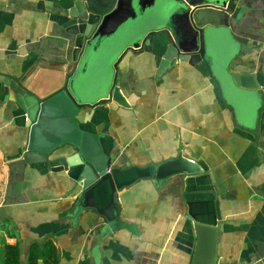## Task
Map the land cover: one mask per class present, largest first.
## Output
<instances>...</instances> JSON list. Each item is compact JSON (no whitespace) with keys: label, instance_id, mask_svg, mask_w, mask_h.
<instances>
[{"label":"crops","instance_id":"crops-1","mask_svg":"<svg viewBox=\"0 0 264 264\" xmlns=\"http://www.w3.org/2000/svg\"><path fill=\"white\" fill-rule=\"evenodd\" d=\"M72 4L0 0V264H190L188 202L194 212L215 210L217 264H264V111L256 141L202 63L158 71L165 33L118 62L128 107L102 103L79 109L76 120L112 139L116 166L157 165L181 153L202 164L201 174L135 181L117 193L118 216L105 224L77 209L80 187L65 172L23 160L29 121L9 76L40 97L64 83L75 66ZM229 23L228 69L264 76V0H236Z\"/></svg>","mask_w":264,"mask_h":264},{"label":"water","instance_id":"water-1","mask_svg":"<svg viewBox=\"0 0 264 264\" xmlns=\"http://www.w3.org/2000/svg\"><path fill=\"white\" fill-rule=\"evenodd\" d=\"M235 2L73 0L68 10L71 19L68 31L74 38L75 66L64 83L48 96L40 97L9 76V87L29 121L23 160L46 163L55 173L65 172L80 187L77 209L91 211L105 224L118 216L117 193L135 181L151 178L160 182L174 175L201 174L205 169L202 164L181 153L157 165L116 166L112 164V139L83 129L76 120L79 109L108 102L129 106L116 82L118 62L129 50L151 49L152 37L159 33H165L166 47L158 71L176 62L202 63L223 103L236 108L224 99L222 86L224 91L230 89L234 100L239 101L237 120L243 126H253L248 130L257 141L264 111V76L228 69L229 18ZM139 17L153 25L142 34L143 28L136 24ZM86 87H99L100 91L92 96L95 91ZM187 205L195 231L190 264H217L218 227L214 208L194 212L191 203Z\"/></svg>","mask_w":264,"mask_h":264},{"label":"rangeland","instance_id":"rangeland-1","mask_svg":"<svg viewBox=\"0 0 264 264\" xmlns=\"http://www.w3.org/2000/svg\"><path fill=\"white\" fill-rule=\"evenodd\" d=\"M139 18L140 19H138L136 21V24H138L140 26V28H143V30L141 31V34L145 30V28L153 27V25H150L148 23V21H146V23H145L144 18H142V17H139ZM232 52H233V49L231 48V50L229 51V53L227 54V56L232 57L233 56ZM225 87H226V85H225ZM86 89L87 90H93V91H95V93L93 92L94 94L92 96L96 95L98 93V90L100 91V88L99 87H95V88H87L86 87ZM222 95H223L224 99H226V102H231V103H233L238 108V113H237L236 108L233 106L234 107V110H235L236 118L238 119V116H239V113H240V103H239V101H235L234 100V98L232 97V94H231V90L230 89H227V90L224 91L223 86H222Z\"/></svg>","mask_w":264,"mask_h":264},{"label":"trees","instance_id":"trees-1","mask_svg":"<svg viewBox=\"0 0 264 264\" xmlns=\"http://www.w3.org/2000/svg\"><path fill=\"white\" fill-rule=\"evenodd\" d=\"M8 254H10V255H11V254H14V251L9 252ZM12 259H13V257H12ZM7 260H10V259H7ZM13 260H14V259H13ZM13 260L10 261V264L13 262Z\"/></svg>","mask_w":264,"mask_h":264}]
</instances>
